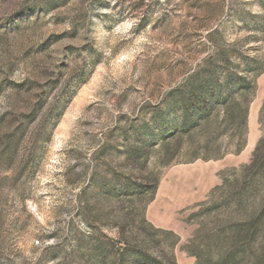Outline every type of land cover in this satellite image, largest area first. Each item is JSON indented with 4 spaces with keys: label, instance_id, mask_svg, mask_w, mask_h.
<instances>
[{
    "label": "rangeland",
    "instance_id": "rangeland-1",
    "mask_svg": "<svg viewBox=\"0 0 264 264\" xmlns=\"http://www.w3.org/2000/svg\"><path fill=\"white\" fill-rule=\"evenodd\" d=\"M142 254L264 264V0H0V264Z\"/></svg>",
    "mask_w": 264,
    "mask_h": 264
},
{
    "label": "trees",
    "instance_id": "trees-1",
    "mask_svg": "<svg viewBox=\"0 0 264 264\" xmlns=\"http://www.w3.org/2000/svg\"><path fill=\"white\" fill-rule=\"evenodd\" d=\"M246 85V84H244ZM241 90V89H240ZM239 90V91H240ZM235 92L229 91L225 96H217L214 94L213 90H206L205 88H198L194 85L188 87L187 95L183 98L182 104L187 110V114L190 109L194 110V117L200 119L204 117L207 113V108L211 105H220L226 110L234 102ZM242 103L237 104L238 116L240 119H244L246 114V109ZM244 104V103H243ZM189 115V114H188ZM142 259L146 263H149V256L142 254ZM167 264V263H166Z\"/></svg>",
    "mask_w": 264,
    "mask_h": 264
}]
</instances>
